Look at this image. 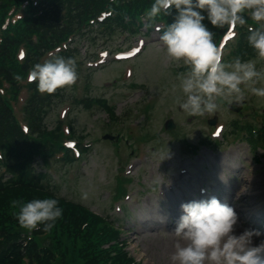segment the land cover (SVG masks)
Listing matches in <instances>:
<instances>
[{
	"label": "rangeland",
	"instance_id": "1",
	"mask_svg": "<svg viewBox=\"0 0 264 264\" xmlns=\"http://www.w3.org/2000/svg\"><path fill=\"white\" fill-rule=\"evenodd\" d=\"M157 27L138 35L94 29L75 39L77 82L61 89V97L51 104L44 123L48 130L58 121L69 123L75 137L83 139L79 142L90 146L75 162L50 158L37 169L48 173L57 196L90 209L109 224L122 226L120 238L126 242V251L140 264H172L178 238L170 225H176L183 214L182 203L228 194L246 181L259 196L256 201L234 206L243 210L236 234L259 227L245 222L253 213L264 214V150L253 152L241 139L242 133L236 139L229 133L233 125L237 130L239 126L244 130L251 125L264 127V98L246 92L243 101H233L242 104L238 114L227 110L224 101L212 114L189 116L176 103L177 97L183 98L178 76L188 68L167 56ZM231 43L222 51L224 60L230 59L225 55L233 49L235 43ZM141 44L143 51L134 59L121 62L115 58L117 51L139 49ZM247 60H257V55ZM257 68H264V62H258ZM127 70H131L128 77ZM87 97L105 101L117 120L113 122L98 101L85 107L81 99ZM25 98L23 94L15 104L21 121ZM213 115L217 121L210 127L207 121ZM169 118L175 122L173 132L164 129ZM214 127L220 129L218 137L209 135ZM104 134L118 135L121 142L103 140ZM207 139L217 141L218 146ZM259 231L264 234V227ZM261 239L264 235L254 243Z\"/></svg>",
	"mask_w": 264,
	"mask_h": 264
},
{
	"label": "trees",
	"instance_id": "2",
	"mask_svg": "<svg viewBox=\"0 0 264 264\" xmlns=\"http://www.w3.org/2000/svg\"><path fill=\"white\" fill-rule=\"evenodd\" d=\"M1 2L0 88L4 82L9 84L7 93L11 98L18 93L19 83L25 80L26 72L39 64L46 51L60 46L68 36L74 35V39L90 33L101 11H110L104 23L97 24L107 31L134 29L142 18L148 24L154 23L146 16L154 0ZM9 8L25 9L26 16L3 29L1 24ZM174 15V11L172 16L162 14L156 21L164 22L167 27L173 22ZM209 27L216 43L226 27ZM83 28L87 29L84 33L81 32ZM240 30L232 55L245 60L256 53L247 43V30ZM21 45L26 48V55L23 62L18 63L16 53ZM73 50L57 56L76 60L79 54ZM14 75H20L22 79L17 81ZM30 90L32 94L24 106L28 123L26 133L18 124L8 98L0 94V152L3 158L0 161V264H138L125 251V243L120 240V231L114 224L78 204L57 197L50 186L43 183L48 175L38 173V167L45 166L48 158L62 150L59 125L49 131L44 123L51 104L61 97V93L58 89L54 94L40 95L37 83L31 84ZM105 109L112 112L107 107ZM63 161L72 162L68 152ZM35 198H55L63 209V215L50 231H44L43 225L29 231L18 223L19 208L13 207V201L28 202Z\"/></svg>",
	"mask_w": 264,
	"mask_h": 264
},
{
	"label": "clouds",
	"instance_id": "3",
	"mask_svg": "<svg viewBox=\"0 0 264 264\" xmlns=\"http://www.w3.org/2000/svg\"><path fill=\"white\" fill-rule=\"evenodd\" d=\"M173 11V22L159 39L167 56L188 68L178 76L183 98L177 97L176 103L184 112L203 117L218 111L221 102L243 101L246 92L264 98V68H257L258 62H264V0H154L146 16L155 22L162 14L172 16ZM249 20L255 23L247 29V43L257 60L235 57L225 62L209 25L232 29ZM14 79L22 77L14 75ZM27 79L37 83L41 93L71 88L78 79L76 60L56 56L34 65ZM13 207L19 208V225L29 231L40 225L50 231L63 215L55 198L13 201ZM180 208L183 214L172 232L178 238L172 264H264V239L254 243L264 234L247 228L236 234L238 215L233 207L213 196L182 203Z\"/></svg>",
	"mask_w": 264,
	"mask_h": 264
},
{
	"label": "bare ground",
	"instance_id": "4",
	"mask_svg": "<svg viewBox=\"0 0 264 264\" xmlns=\"http://www.w3.org/2000/svg\"><path fill=\"white\" fill-rule=\"evenodd\" d=\"M162 169V168H161ZM244 185L241 186H237L235 190H233L230 194H223L225 196L228 197L227 201L221 199L218 197V199L222 202V203H226L229 206L233 207V203L237 206L240 207L242 204H248L249 201H256L259 194L256 193L255 189H253L251 186H249L246 181H244ZM237 215H238V219H240V210L235 209ZM170 227L174 230L176 225L171 224Z\"/></svg>",
	"mask_w": 264,
	"mask_h": 264
},
{
	"label": "water",
	"instance_id": "5",
	"mask_svg": "<svg viewBox=\"0 0 264 264\" xmlns=\"http://www.w3.org/2000/svg\"><path fill=\"white\" fill-rule=\"evenodd\" d=\"M228 108L231 109V110H233V111L238 112V111L241 110V108H242V104H240V103H232V104L228 105ZM209 124H210V125H213V124H214V120L210 121ZM171 127H172L171 121H168V122L166 123V128H167V129H170ZM104 138H109V139H111V137H109V136H105Z\"/></svg>",
	"mask_w": 264,
	"mask_h": 264
}]
</instances>
